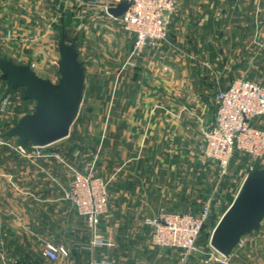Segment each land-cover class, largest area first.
Returning <instances> with one entry per match:
<instances>
[{
	"label": "crops",
	"instance_id": "0c3cea01",
	"mask_svg": "<svg viewBox=\"0 0 264 264\" xmlns=\"http://www.w3.org/2000/svg\"><path fill=\"white\" fill-rule=\"evenodd\" d=\"M90 1L96 6L103 2L107 10L121 0ZM231 1L232 5L220 6L215 4V0H181L177 10L169 18L168 39L157 49L146 48L138 57V68H128L122 75L120 110L122 127L125 128L122 136L125 148L120 156L121 188L120 193L111 198L109 212L100 222L101 232L105 237L103 244L93 243L92 231L91 234L86 232L88 236L83 237L80 221L82 219L85 222V218L80 216L76 208L71 211L70 202L54 198L58 194L50 192L47 186H34V190L39 192L37 201L31 195L24 196L26 206L35 203L41 208L57 207V211L59 207L63 208L60 213L56 211L59 214L57 229H51L49 225L52 224V219L49 217L44 215L41 219L42 227L48 235L46 240H66L69 247L72 246V260H66L62 264H204L203 258H208L203 255L205 252L184 257V253L179 250L154 245L151 242V226L146 223V217L156 214L163 205L175 206L176 180L172 184L167 182V188L160 181L162 176L165 178L177 174V156L175 151L161 152L156 144L176 143L177 128H191L195 117L200 122L207 121L206 124L212 122L217 107L215 98L214 108H211L199 96L209 95L213 91L216 95V83L217 87L226 88L234 79L243 77L238 66L239 58H236V48L242 44V33L249 46L264 40V5L259 6L257 0H247V6L241 4L243 0ZM45 3L51 9L54 8L57 14L67 4L65 0H45ZM44 8L43 15L47 17V7L44 5ZM35 12L37 9L34 10L33 0H0V34L11 31L14 35L12 40L0 43V54H6L19 63H30L29 59L21 61L26 55L23 50L18 49L14 33L23 32L25 38L30 37L39 22ZM245 20L248 22L245 23ZM48 25L54 27L56 24L53 19H49ZM215 48L220 63L212 73L208 64L204 63L203 66L202 63L208 62L210 53H214ZM251 56L254 59L258 57L255 53ZM37 59L39 62L48 59V63L55 64L46 53L38 54ZM33 68L40 76L49 77L44 66ZM85 71L87 77L86 67ZM2 77L4 76L0 70V84L4 82L7 90V81ZM178 95L184 96L185 101L178 102ZM253 123L264 127V116L256 118ZM165 128L168 133H165ZM190 163L187 172L192 170ZM40 165L42 169L55 170L58 176H61L59 172L65 167L57 159L41 160ZM79 166L77 165L82 171L87 169L85 165ZM12 172L19 174L27 182L31 179L32 170L29 165L23 169L13 168ZM32 186L30 182L25 189L30 187L33 190ZM164 190L168 191L164 193ZM65 208L69 212L67 215ZM187 210L189 209L180 211ZM224 212L214 215L216 221L212 231ZM263 224L264 221L259 230L248 233L246 238L242 237L230 254L235 263L236 254L248 250V255L254 259L250 263L264 264ZM82 238H87L88 241Z\"/></svg>",
	"mask_w": 264,
	"mask_h": 264
},
{
	"label": "rangeland",
	"instance_id": "374dc122",
	"mask_svg": "<svg viewBox=\"0 0 264 264\" xmlns=\"http://www.w3.org/2000/svg\"><path fill=\"white\" fill-rule=\"evenodd\" d=\"M33 1L34 10L37 9L35 13H37L38 25L36 24L28 38L24 37L23 32L14 33L19 44L18 49L23 50L26 55L21 61L29 59L33 67L44 66L45 73L47 71L49 75L47 79L57 86L61 80L59 41L65 33L68 38L77 39L81 57L87 69V77L80 110L72 124L70 134L46 147L47 152L57 154V156H26L16 146V137L4 135L19 118L35 110L36 101L27 96L24 87H17L6 93V85L4 82L0 84V264H62L66 260H72V246L70 248L66 240L63 242L54 239L46 240L47 231L43 229L41 223L42 216L45 215L52 219V224L49 225L51 229H57L58 213L63 208L59 207V211H57V207L41 208L35 203L32 206H26L25 195H31L34 201L39 198V192L34 190V186L45 185L50 189V192L58 194L54 198L59 197V199L68 201L63 198V187L75 177L76 170H80L77 165H80L79 167L85 165L86 168L93 165V172L107 182L109 201L114 195L120 193V156L121 151L125 148L122 140L125 128L122 127L121 119L123 118L120 110L122 102L121 79L128 68H138V58L135 65L126 63L133 47V35L123 28L122 17H111L108 14L103 2L95 3L96 6L90 0H65L67 4H64V10H59L57 14L54 8L51 9L46 4L47 2L45 3V0ZM257 1L259 6L264 5V0ZM180 2L181 0L178 6ZM215 4L232 5L233 2L231 0H215ZM241 4L247 6V0H243ZM44 5L48 11L47 17L43 15L44 9H46ZM49 19L55 21V28L48 25ZM62 22L63 24H61ZM247 22L245 20V23ZM12 36L14 35L11 31L0 34V43L12 40ZM241 39L242 44L236 48V58H239L238 66L242 76L264 83V56H262L264 40L249 46L245 41L244 33H242ZM160 45L149 47L157 49ZM249 52L253 56L254 53L256 56L258 55V61L254 57L252 58ZM44 53L53 59L55 64L48 63V59V61L42 59L39 62L38 54ZM215 53L216 48L214 53H210L208 62L202 63L203 66L204 63H207L212 73L213 70H217L220 63ZM255 61L258 63L255 64ZM2 78L7 81V78ZM217 86L216 83L217 90L221 89ZM214 94L215 91L199 97L203 98V101L211 108H214ZM177 101L184 102L185 97L178 95ZM197 118L195 117V120ZM195 120L191 128L187 127L185 130H183V126H180L182 129L177 128L176 143L161 142L156 144V147L161 152L175 151L178 163L177 174L165 176V178L162 176L160 181L167 188V182L172 184L176 180L175 206L163 205L161 208L175 209V211L183 209L198 211L207 203L211 205V214L197 242L201 249L198 252L204 253L203 251L212 249L210 239L216 221L214 215L223 213L232 203L239 193L245 177L250 173L251 166L264 167V158L260 159L237 152L227 170L222 171L217 163L207 159L203 153V125L207 121ZM165 133H168L166 128ZM47 159H57L61 164H64V169L59 172L61 176L56 175L55 170L41 168V160ZM112 162L113 164H111ZM189 163L192 170L187 172ZM26 165H29L32 170L31 179H28L30 180L28 182L19 174L12 172L13 168L23 169ZM30 182H32L33 190L30 187L25 189ZM70 204L72 211L75 207L71 202ZM65 210V214H69L67 208ZM80 216L85 218L81 214ZM80 222L83 237L88 236L86 232L91 234L92 229L88 226L87 220L84 222L81 219ZM100 225H98V231L102 235ZM248 236L249 234H246L244 238ZM82 239L88 241L87 238ZM48 242L64 244L71 251V255L59 260L46 257L43 251ZM242 253L236 254V263L229 255V262L231 264H255L250 263L254 259L248 255V250ZM203 255L208 256L205 253ZM182 258L185 259L183 256ZM207 260L208 258H203L202 263L207 264Z\"/></svg>",
	"mask_w": 264,
	"mask_h": 264
},
{
	"label": "built area",
	"instance_id": "2783aa9c",
	"mask_svg": "<svg viewBox=\"0 0 264 264\" xmlns=\"http://www.w3.org/2000/svg\"><path fill=\"white\" fill-rule=\"evenodd\" d=\"M179 1L131 0L127 11L121 16L123 28L133 35V47L127 64L135 65L136 59L147 47L159 46L168 39L169 18L175 13ZM215 101L214 118L203 126L205 157L217 163L222 171L227 170L237 152L264 158V127L253 123L256 118L264 116V83L238 77L228 87L216 92ZM15 143L26 156H57L46 151L47 145L34 142L19 144L17 140ZM256 168L251 166L250 172ZM63 198L85 216L94 233L93 243L103 244L105 237L99 233L98 225L102 216L109 211L110 201L107 182L93 172V165L85 171L76 170L75 177L63 187ZM210 214V203L198 211L161 208L156 214L146 217V223L151 226V242L156 246L181 250L184 257L198 252L201 249L197 242ZM205 253L208 255L207 264H231L228 256L213 246ZM43 254L52 260L71 255L64 244L53 242L47 243Z\"/></svg>",
	"mask_w": 264,
	"mask_h": 264
},
{
	"label": "water",
	"instance_id": "95a60500",
	"mask_svg": "<svg viewBox=\"0 0 264 264\" xmlns=\"http://www.w3.org/2000/svg\"><path fill=\"white\" fill-rule=\"evenodd\" d=\"M131 0H121L107 11L121 17ZM60 83L55 86L40 76L31 63H19L6 54H0L2 76L7 78V90L24 87L29 98L36 101L35 110L24 114L5 132L16 137L19 144L49 145L67 137L78 116L85 88L86 71L76 38L63 33L59 41ZM264 220V167L251 171L244 179L234 201L215 226L210 243L229 256L242 237L259 230Z\"/></svg>",
	"mask_w": 264,
	"mask_h": 264
}]
</instances>
